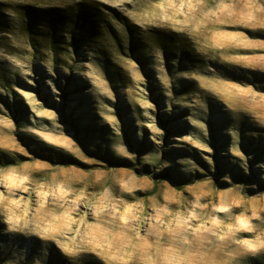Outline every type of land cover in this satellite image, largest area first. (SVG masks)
Masks as SVG:
<instances>
[{
	"label": "rangeland",
	"instance_id": "rangeland-1",
	"mask_svg": "<svg viewBox=\"0 0 264 264\" xmlns=\"http://www.w3.org/2000/svg\"><path fill=\"white\" fill-rule=\"evenodd\" d=\"M0 264H264V0H0Z\"/></svg>",
	"mask_w": 264,
	"mask_h": 264
},
{
	"label": "trees",
	"instance_id": "trees-1",
	"mask_svg": "<svg viewBox=\"0 0 264 264\" xmlns=\"http://www.w3.org/2000/svg\"><path fill=\"white\" fill-rule=\"evenodd\" d=\"M130 30L132 31V29H130ZM87 31L90 33V31L88 29H87ZM84 35L87 36L86 33ZM84 39H85V37H84Z\"/></svg>",
	"mask_w": 264,
	"mask_h": 264
},
{
	"label": "bare ground",
	"instance_id": "bare-ground-1",
	"mask_svg": "<svg viewBox=\"0 0 264 264\" xmlns=\"http://www.w3.org/2000/svg\"><path fill=\"white\" fill-rule=\"evenodd\" d=\"M93 232V231H92Z\"/></svg>",
	"mask_w": 264,
	"mask_h": 264
}]
</instances>
